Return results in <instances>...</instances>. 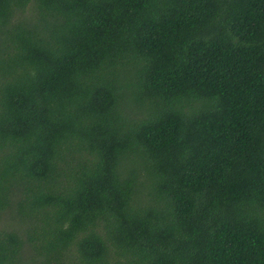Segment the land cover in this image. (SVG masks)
I'll list each match as a JSON object with an SVG mask.
<instances>
[{
	"label": "trees",
	"instance_id": "16d2710c",
	"mask_svg": "<svg viewBox=\"0 0 264 264\" xmlns=\"http://www.w3.org/2000/svg\"><path fill=\"white\" fill-rule=\"evenodd\" d=\"M0 220V264H264V0H0Z\"/></svg>",
	"mask_w": 264,
	"mask_h": 264
},
{
	"label": "rangeland",
	"instance_id": "374dc122",
	"mask_svg": "<svg viewBox=\"0 0 264 264\" xmlns=\"http://www.w3.org/2000/svg\"><path fill=\"white\" fill-rule=\"evenodd\" d=\"M2 222H4V220H0V223H2ZM5 222H7V221H5Z\"/></svg>",
	"mask_w": 264,
	"mask_h": 264
}]
</instances>
